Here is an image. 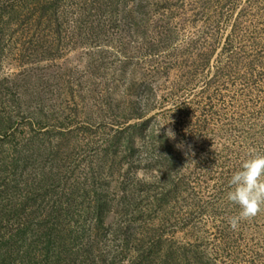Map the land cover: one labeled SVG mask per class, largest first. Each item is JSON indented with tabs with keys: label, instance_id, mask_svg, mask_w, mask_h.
<instances>
[{
	"label": "rangeland",
	"instance_id": "1",
	"mask_svg": "<svg viewBox=\"0 0 264 264\" xmlns=\"http://www.w3.org/2000/svg\"><path fill=\"white\" fill-rule=\"evenodd\" d=\"M253 149L264 0H0L9 264H264V212L228 222Z\"/></svg>",
	"mask_w": 264,
	"mask_h": 264
},
{
	"label": "clouds",
	"instance_id": "2",
	"mask_svg": "<svg viewBox=\"0 0 264 264\" xmlns=\"http://www.w3.org/2000/svg\"><path fill=\"white\" fill-rule=\"evenodd\" d=\"M165 135L175 138L170 128ZM228 183L227 200L239 208L238 215L230 217L228 222L233 230H237L241 222L251 221L264 212V154L253 149Z\"/></svg>",
	"mask_w": 264,
	"mask_h": 264
},
{
	"label": "trees",
	"instance_id": "3",
	"mask_svg": "<svg viewBox=\"0 0 264 264\" xmlns=\"http://www.w3.org/2000/svg\"><path fill=\"white\" fill-rule=\"evenodd\" d=\"M48 6H52V4H48ZM50 10V9H49ZM48 10V11H49ZM140 128L139 124H134V125H129L126 129H124V131H127V129H129L128 133H129V137L133 138L135 136V131L138 130ZM123 133V132H121ZM132 140V139H130ZM132 142V141H131ZM108 201L104 198L101 197L100 199L95 200V205L93 207V212H92V216L96 217V220L98 221V223H96V227L97 225H99L101 223V219H102V212L105 211L104 210V205L107 203ZM10 240V238H9ZM3 244V243H2ZM8 246L5 247L4 251H0V264H9L10 262H12L13 260V256H14V249H12L11 245L8 243H4ZM3 247V246H2ZM1 249V248H0ZM28 250H25L23 253V257L28 256ZM21 256V261L22 264L26 263V264H32V259L28 258H23ZM18 264H20L19 262H17Z\"/></svg>",
	"mask_w": 264,
	"mask_h": 264
}]
</instances>
